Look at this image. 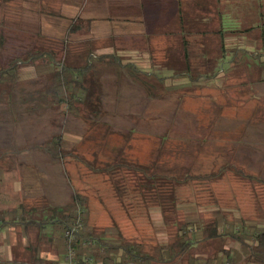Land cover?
I'll return each mask as SVG.
<instances>
[{
	"label": "rangeland",
	"instance_id": "1",
	"mask_svg": "<svg viewBox=\"0 0 264 264\" xmlns=\"http://www.w3.org/2000/svg\"><path fill=\"white\" fill-rule=\"evenodd\" d=\"M19 1L12 0L5 7L0 4V16L7 8L19 16L21 29L23 25L36 29L40 19L28 14L24 17ZM73 41L74 54L69 61L80 62L76 59L81 50L77 43L85 47L86 37L75 36ZM152 59L157 60L156 56ZM257 60L254 65L261 64ZM146 61L141 54L137 67L146 74L150 90L142 89L122 70H108L98 77L92 73L87 79L90 92L85 101L98 114L89 109L85 116L68 111L61 115L65 106L48 104L51 108L45 113L47 119L40 123V133L31 131L24 122L19 124L18 131L23 134L19 137L27 143L34 140V135L43 139L52 132L62 135V149L67 155L58 168L63 180L85 200L84 229L109 242L116 239L115 229L121 226L127 238L137 233L147 242L171 234L177 223H196L211 217L216 206H236L242 216L250 210L264 211V183L236 172L242 169L245 175L264 180V78L246 87L231 80L233 74L256 78L261 73L258 68L252 66L250 72L235 73L225 63L218 72L224 76L207 84L203 80L187 82L183 76L168 77L161 66ZM38 69L20 68L17 87L32 90L35 85L31 82L50 73L53 67L41 64ZM262 73L264 76V65ZM75 106L80 107L78 112H86L82 97ZM10 134L11 129L0 123V139ZM105 166L112 168L106 170ZM140 166L156 177H186L175 187V209L161 215L163 226L152 224L156 223L154 212H160L162 204L156 191L159 187L154 191L140 188L139 178L145 175L136 168ZM211 173L216 176L200 178ZM155 184L153 181L152 187ZM116 186L125 189L121 197ZM110 222L115 227L108 226ZM241 227L251 230L248 225H238ZM109 230L113 236L107 237L105 232ZM229 262L247 263L242 256Z\"/></svg>",
	"mask_w": 264,
	"mask_h": 264
},
{
	"label": "crops",
	"instance_id": "2",
	"mask_svg": "<svg viewBox=\"0 0 264 264\" xmlns=\"http://www.w3.org/2000/svg\"><path fill=\"white\" fill-rule=\"evenodd\" d=\"M74 1L23 0L24 17L28 14L32 16L30 18L40 21L35 26L30 24L36 29H27L25 25L22 29L47 33L56 20L50 14H41L39 3L49 2L51 6L58 7L56 3ZM77 1L78 4H64L62 10L70 18L78 17L88 22L84 35L87 47L98 54L117 52L124 63L137 65L138 58L144 54L149 61L147 63L153 61V64L162 67L163 74L171 77L169 58L176 47L181 48L183 40L192 42V33L193 38L205 47H220L222 43L225 49H245L255 55L260 53L257 62L264 63V0ZM180 17L183 19L181 24L178 20ZM197 17L200 19L198 26L192 28L184 20ZM154 55L157 60L162 57L161 63L152 59ZM262 72L253 79L249 75L233 74L231 80L238 85L245 83L242 87H246L249 82L264 78ZM217 77L221 75L212 79L200 78L198 81L203 80L208 84ZM182 78L190 81L187 77ZM261 94L264 95V91ZM40 98L41 95L33 90L12 91L10 95L0 93V123L12 131L9 137L0 139V264H52L64 255L60 224L56 221L75 191L63 180L58 168L63 160H52L35 146L56 134L52 132L44 139L34 135V140L27 143L19 137L22 133L18 131L19 124L24 122L31 131L40 133V123L42 119H47L46 112L51 108L48 103L37 100ZM58 170L60 174L56 177ZM214 210L217 212L211 217L216 218L221 235L210 239L195 236L193 244L174 264L232 263L229 260L239 256L244 258L247 251L241 241L228 233V228L233 227L234 233L238 231V225L264 228V211L257 213L250 210L246 216H242L241 209L238 210L236 206H216ZM154 213L158 217L154 216L156 223L152 224L163 226L161 213ZM108 226L115 227L113 222ZM123 230L121 226L115 229V238L118 232L126 237ZM109 232L112 231L105 232L106 236H113ZM134 237L143 239L137 233ZM163 238L166 236H157V240ZM247 241L255 242L252 238Z\"/></svg>",
	"mask_w": 264,
	"mask_h": 264
},
{
	"label": "trees",
	"instance_id": "3",
	"mask_svg": "<svg viewBox=\"0 0 264 264\" xmlns=\"http://www.w3.org/2000/svg\"><path fill=\"white\" fill-rule=\"evenodd\" d=\"M10 1L12 0H0V4L5 7V4ZM19 2L20 9H24L23 0ZM51 4L49 2L39 3L41 14H50L56 20V24L51 27V30H47V33L43 30L35 33L23 31L20 27L19 16L16 17L7 8L1 11L0 93L10 95L12 91H25L26 88L17 87L18 70L22 67H35L38 69L41 64L52 66L53 69L47 75H39L37 80L32 81V85H35L32 90L41 95V98L37 99L41 102L48 103L54 107L65 106V111H62L61 115H65L68 111L77 112L79 115L85 116L89 109L94 112L93 114H98L85 101L87 99L86 95L90 92V87L86 84L87 79L92 73L98 77L108 70H122L142 89L150 90L147 84L148 81L145 78L146 74L133 63H123L122 59L116 54H94L87 47L88 45L82 47L83 45L77 43L78 48L81 50H79L76 59L80 60V62H76V60L74 62L69 61V58L74 54H72L73 38L75 36L81 37L87 33L88 22L78 17L70 18L63 12L62 6L64 4H78L77 0L73 3H56L58 7L51 6ZM4 7L3 9H5ZM178 20L181 24L183 19L180 17ZM184 20L185 22L188 21L190 28H192L198 26V20L200 19L197 17L190 18V20L185 18ZM190 36L192 42L183 40L181 48L176 47L169 58L170 65L168 66L172 70L171 78L183 76L189 78L191 82H195L200 78L212 79L218 75L220 69L223 70L225 62L232 67L230 70L235 73L244 74V72H250V68H253L252 66L256 69L258 68L257 72H262L263 70L262 64L254 65L260 53L255 55L245 49H225L222 43L220 47L212 46L209 48L205 47L199 40L194 39L193 33ZM80 45L81 47H79ZM228 55H230V58L226 61ZM150 75L148 73L147 76L150 77ZM239 84L244 85L245 83ZM81 97L84 105H86V112L84 113L78 112L80 107L75 106L81 101ZM7 99L9 100L10 97ZM35 146L46 152L52 160H63L67 155L62 149L61 134H56L47 141ZM111 168L112 166L104 167L106 170ZM136 168L140 172L145 173L143 177L139 178L141 180L139 186L143 191L145 188L148 191H154V189L159 187L156 191L162 203L159 205L161 215L162 213L173 211L176 206L175 187L186 177H156L147 174L149 170L145 166ZM236 172L242 173L243 175L241 176H247L248 179L252 180L254 178L255 181L264 183V180L261 181L254 176L245 175L242 169H236ZM215 176V174L211 173L204 174L200 178L209 179ZM153 181L156 184L152 187L151 183ZM169 187H172V189L170 190ZM116 189L118 196L121 197L125 189L119 186H116ZM167 189L169 190L168 192ZM122 204L121 202L120 205ZM84 206V198L79 193L73 192L71 201L62 210L61 217H58L56 221L60 224L59 228L64 241L65 253L66 240L64 232L75 221L77 208L83 210L82 229L77 235L76 241H74L76 259L78 261H81L83 257H91L95 264H174L187 252L196 239L195 236L200 235L203 239H210L221 235L216 218L209 217L207 219L200 218L196 223H177L176 229L171 234H167L166 238L162 240L152 238L145 242L143 239L139 240V238L134 236L127 238L121 232H118L116 239L105 242L101 240L102 235L85 231ZM228 229V233L234 239L241 241L246 249L245 262L264 264V228L258 229V227L252 226L250 231H245V228L241 227L236 233L233 232V227ZM251 238L255 241L254 243L247 241ZM87 241L89 243L84 245L83 242ZM52 264H55V262Z\"/></svg>",
	"mask_w": 264,
	"mask_h": 264
},
{
	"label": "built area",
	"instance_id": "4",
	"mask_svg": "<svg viewBox=\"0 0 264 264\" xmlns=\"http://www.w3.org/2000/svg\"><path fill=\"white\" fill-rule=\"evenodd\" d=\"M77 217L75 221L71 224L64 232V238L66 243V249L63 257L60 260H57L55 264H95L91 257H83L81 261L76 259V250L74 248V241H76L77 235L80 233L83 225L82 215L83 210L77 208ZM89 242H83L84 245H87ZM233 264V263H227Z\"/></svg>",
	"mask_w": 264,
	"mask_h": 264
}]
</instances>
